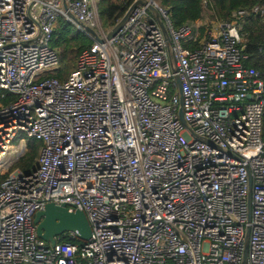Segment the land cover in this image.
Segmentation results:
<instances>
[{"label":"built area","instance_id":"1","mask_svg":"<svg viewBox=\"0 0 264 264\" xmlns=\"http://www.w3.org/2000/svg\"><path fill=\"white\" fill-rule=\"evenodd\" d=\"M66 1L102 41L63 0H0V264H243L248 227L264 264V77L243 32L264 7L177 27L152 0L170 41L148 4L109 40L100 0ZM61 18L93 40L64 81L46 77ZM20 134L42 142L29 173L10 172ZM48 203L84 211L91 239H42Z\"/></svg>","mask_w":264,"mask_h":264},{"label":"trees","instance_id":"2","mask_svg":"<svg viewBox=\"0 0 264 264\" xmlns=\"http://www.w3.org/2000/svg\"><path fill=\"white\" fill-rule=\"evenodd\" d=\"M135 0H100L99 12L114 26L120 20ZM160 4L169 9L170 17L175 26L180 27L187 23L196 22L209 16L212 20L228 21L233 11L240 8L264 7V0H159ZM206 1V3H205ZM100 4V5H99ZM246 52L250 58L248 65L255 67L263 73L264 77V17L252 16L244 24ZM93 40L71 21L61 18L53 35L51 46L60 51V67L46 74V77H56L61 81L66 80L74 71L81 52L90 47ZM0 89V102L10 104L15 97L11 94L2 98ZM20 134L16 140L21 139ZM264 140V119L263 133ZM42 142L31 138L27 143V152L16 163L11 171L16 169L23 173L35 170ZM8 173L0 177V182ZM61 240L69 241L83 246L86 241L72 236L66 232L60 236Z\"/></svg>","mask_w":264,"mask_h":264},{"label":"water","instance_id":"3","mask_svg":"<svg viewBox=\"0 0 264 264\" xmlns=\"http://www.w3.org/2000/svg\"><path fill=\"white\" fill-rule=\"evenodd\" d=\"M152 0H135L133 4L126 11L124 16L114 25V27L109 31L107 38L110 40L114 38L117 33L121 30V28L128 21L132 11L138 5H147L150 11L155 15L160 27L166 34L167 40L170 41V36L168 35L167 28L165 26L164 20L162 18L161 13L153 5ZM64 8L67 11V14L73 19V21L77 24L82 25L85 29L92 34V36L97 41H102V39L97 35V33L90 29L89 27L84 26L82 23L78 21L74 14L69 11V7L66 0H63ZM176 80L181 86L179 77H176ZM181 105H183V100L181 97ZM180 118L184 124H187L184 120L183 116V108L181 107L179 112ZM251 201L252 195L250 192L249 195V216L251 215ZM34 223L37 225V231L39 236L49 242L51 245H55L57 240L56 238L61 236L62 234L69 232L74 233L76 236L84 241H89L92 236V227L88 220L86 213L82 210L70 211L67 204L57 205L55 203H48L45 208L41 211H38L34 217ZM249 235L250 228L248 227L246 241H245V252L243 258V264H247L248 259V245H249Z\"/></svg>","mask_w":264,"mask_h":264},{"label":"rangeland","instance_id":"4","mask_svg":"<svg viewBox=\"0 0 264 264\" xmlns=\"http://www.w3.org/2000/svg\"><path fill=\"white\" fill-rule=\"evenodd\" d=\"M100 2V1H99ZM98 2V3H99ZM157 2H159L160 3V1L159 0H157ZM100 5V4H99ZM99 14H100V20H101V24H102V26L104 27V29H106V30H110V28H111V25H110V23L103 17V15L99 12ZM205 21H208L207 22V26L208 25H210L211 23H212V25L214 24V22H215V24L217 23V21L216 20H212L209 16H206L203 20H200V22L203 24ZM112 27H114V26H112ZM22 138L23 139H25V142H23V144H25V147L23 148V152L25 151V153L27 152V143H28V140L30 139V137L29 136H27V135H23L22 136ZM21 138V139H22ZM21 139H18V140H15V142H14V146H16V148L17 147H21ZM16 163V162H15ZM13 166V165H12ZM12 169V167L10 168V170ZM5 175V174H4ZM1 177V176H0Z\"/></svg>","mask_w":264,"mask_h":264},{"label":"crops","instance_id":"5","mask_svg":"<svg viewBox=\"0 0 264 264\" xmlns=\"http://www.w3.org/2000/svg\"><path fill=\"white\" fill-rule=\"evenodd\" d=\"M201 20H203V19H201ZM207 22H208V21H205L203 24H206V25H207Z\"/></svg>","mask_w":264,"mask_h":264}]
</instances>
